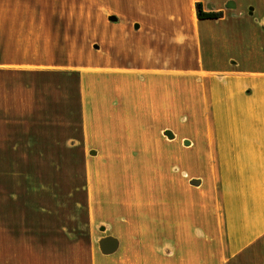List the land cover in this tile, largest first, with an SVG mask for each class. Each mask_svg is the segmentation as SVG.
Returning a JSON list of instances; mask_svg holds the SVG:
<instances>
[{
	"label": "crops",
	"instance_id": "obj_1",
	"mask_svg": "<svg viewBox=\"0 0 264 264\" xmlns=\"http://www.w3.org/2000/svg\"><path fill=\"white\" fill-rule=\"evenodd\" d=\"M81 1L0 0V178L38 156L40 76L56 69L81 74L97 162L179 170L100 172L78 232L0 184V264H264V0H105L118 20L90 51ZM199 2L223 16L200 20Z\"/></svg>",
	"mask_w": 264,
	"mask_h": 264
},
{
	"label": "rangeland",
	"instance_id": "obj_2",
	"mask_svg": "<svg viewBox=\"0 0 264 264\" xmlns=\"http://www.w3.org/2000/svg\"><path fill=\"white\" fill-rule=\"evenodd\" d=\"M102 4L103 14L100 12V1L72 2V10H79L81 19L87 26L88 51L93 50L96 25L101 21L104 24L109 21L105 13L108 3L104 0ZM92 66L93 60L88 53L86 66L82 68ZM67 71L69 70L56 69L53 73L40 76L38 156L33 155L32 161L3 163L2 168L8 172L6 177L0 178V184L22 185L24 191L28 192L23 195L27 201H46L47 207L51 209V221L55 224L65 221L73 231L78 232L89 221V187L100 183V172L132 170L152 175L162 168L169 176L171 168L178 171L179 167L174 166L177 162L167 160L160 164L153 158L148 162H97L99 148L84 145L80 101L81 74L78 72L76 77L65 74ZM166 137L168 141L171 138L168 134ZM15 171L17 176H13ZM190 185L184 180L183 206L188 195L185 189L191 187Z\"/></svg>",
	"mask_w": 264,
	"mask_h": 264
},
{
	"label": "water",
	"instance_id": "obj_3",
	"mask_svg": "<svg viewBox=\"0 0 264 264\" xmlns=\"http://www.w3.org/2000/svg\"><path fill=\"white\" fill-rule=\"evenodd\" d=\"M109 20L111 21H117L118 20V17L116 15H110L109 16ZM167 134L172 137L173 134L171 131H167ZM191 184L193 185H198L200 184V180L198 179H193L191 181ZM100 246H101V249L104 253H112L114 252L115 250H117L118 248V240L112 236H107L105 238H103L101 241H100Z\"/></svg>",
	"mask_w": 264,
	"mask_h": 264
},
{
	"label": "trees",
	"instance_id": "obj_4",
	"mask_svg": "<svg viewBox=\"0 0 264 264\" xmlns=\"http://www.w3.org/2000/svg\"><path fill=\"white\" fill-rule=\"evenodd\" d=\"M196 8H197V16L200 20H214V19H219L223 16L222 11H206V10H204L203 4L201 2L197 3ZM65 74L74 75L76 77L79 75V73L76 71H67V72H65Z\"/></svg>",
	"mask_w": 264,
	"mask_h": 264
}]
</instances>
